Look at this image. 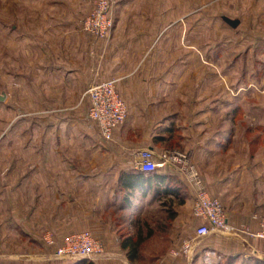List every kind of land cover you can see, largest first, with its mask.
I'll return each instance as SVG.
<instances>
[{
	"label": "crops",
	"instance_id": "crops-1",
	"mask_svg": "<svg viewBox=\"0 0 264 264\" xmlns=\"http://www.w3.org/2000/svg\"><path fill=\"white\" fill-rule=\"evenodd\" d=\"M39 1L40 8L27 10L25 29L12 28L17 31L16 49L18 44L25 47L27 73L14 70L10 88L0 87V96L6 94L0 100V242L9 237L15 242L9 248L16 249L18 226L26 240L32 241L41 226L44 239L60 243L72 233L91 230L105 245L97 264H134V258L141 256L157 258L154 264H264L260 240L211 235L195 241L198 221L192 215L191 188L184 180L181 189L174 186L173 170H159L148 183L135 167L132 153L137 148L156 153L185 150L210 196L222 201L230 222L258 228L253 215L264 214V152L241 143L242 114L251 108L242 105L239 87L233 96L224 91L221 99L207 94L203 85L177 88L183 76L178 73L179 59L185 70H192L195 61L193 41L188 40L193 13L188 5L179 10L178 0H121L112 37L99 59L98 44L82 30L89 11L66 7L63 0ZM179 16L187 20L180 42ZM96 71L103 80L117 79V90L128 107L126 121L115 130L123 146L119 151L102 141L88 119L85 91ZM35 109L47 114L41 123L42 156H35V124L15 116L3 127V110ZM220 116L222 121L217 120ZM103 151L112 156L100 160L93 156ZM84 155L90 159L81 164ZM3 157L9 164L2 165ZM166 187L173 191L163 194ZM157 188L171 199L168 206L173 210L167 222L170 229L159 233V240L167 242L159 250L144 246L148 238L142 229L118 235L106 216L114 208L146 214L150 194ZM185 242L191 243V250L175 255Z\"/></svg>",
	"mask_w": 264,
	"mask_h": 264
},
{
	"label": "rangeland",
	"instance_id": "rangeland-1",
	"mask_svg": "<svg viewBox=\"0 0 264 264\" xmlns=\"http://www.w3.org/2000/svg\"><path fill=\"white\" fill-rule=\"evenodd\" d=\"M63 1L66 7L73 6L81 12L90 11L93 6V0ZM40 4L39 0H0L1 88H10V74L14 70L19 73H27L26 50L25 47L20 48L19 44L16 49L14 36L17 31L12 28L14 25H18L21 30H24L27 10L32 9V7L40 8ZM120 4L121 0H117L115 12L117 8H120ZM185 4L188 5L189 11L192 10L193 12L188 19V40L193 41L195 61L192 70H189V68L185 70L183 59L179 57L178 73L183 75L181 78L188 75L190 78L192 76V79L180 78L177 82L178 90L197 89L203 85L204 89L207 90V94L210 91V94L221 96L225 91L226 94L233 96L234 89L239 87L242 105L251 108V110L248 109L244 112L246 115L242 114L241 143L243 146L244 144L247 146L253 144L255 148H262L261 150L264 152V0H178L179 10L181 8L185 9ZM225 18L239 21L238 26L231 28L225 22ZM178 19L177 40L180 42L185 38V23H187V20L181 16ZM180 54H182L181 50H179ZM217 56L220 57V61L216 60ZM213 76L215 79L212 78ZM221 76H224V80ZM218 77L220 79L217 80ZM204 79H208V82ZM15 116H19L18 120L27 119L35 124V156H42L41 123L45 120L47 114L36 111V109L32 113L6 112V110H3V127H5L6 122L11 121ZM224 116L226 119H230L231 114L226 113ZM222 119V116H220L217 120L222 121ZM116 147L119 148L118 151L121 148ZM113 153V156H120L116 152ZM93 156H99L100 160L103 159V156L112 155H107L103 151ZM6 158L8 157L2 158L3 166L6 163L9 164V162H6ZM89 159V155H84L81 158V164L88 162ZM245 162L247 161L242 163ZM36 163L39 164L41 161H35V167ZM55 167L56 165L51 169ZM149 200L151 206L147 208L144 215H137V213H134L135 210L114 208L108 210L106 216H108V222L113 224L116 230H119L118 235H127L131 231L133 234H137L138 230L142 229L148 238L144 246L153 245L159 250L167 243L166 240H159V233L168 231L171 227L167 224L168 218L173 213L171 205L168 206L171 199L158 194L155 196L152 193ZM158 201L165 203L163 205H166L168 209H161V205L158 206ZM17 229L16 249L15 247L9 248L10 243H15L13 240L9 241V237L0 242V263L6 264L10 260H15L18 264H25L24 262L27 260V264H76L80 261V259H56L54 257L55 248L46 244L41 226L35 230L32 241L25 239L20 226ZM25 246L29 251L26 255L24 254ZM134 259V264H154L157 258L141 256Z\"/></svg>",
	"mask_w": 264,
	"mask_h": 264
},
{
	"label": "built area",
	"instance_id": "built-area-1",
	"mask_svg": "<svg viewBox=\"0 0 264 264\" xmlns=\"http://www.w3.org/2000/svg\"><path fill=\"white\" fill-rule=\"evenodd\" d=\"M117 0H93L92 9L82 20V30L89 34L100 49L99 59L112 37L115 24V6ZM85 97L88 100V119L93 122L105 144L123 147L115 138V130L127 119L126 101L117 90V79L103 80L96 71L90 78ZM135 167L144 173L155 172L169 167L191 188L193 193L192 215L198 224L194 240L201 241L211 235L229 238H249L264 242V214H254L258 224L251 230L247 224L234 225L219 198L210 196L197 166L189 152L169 149L156 153L148 147L137 148L132 153ZM48 246L54 247V257L60 260H88L97 264L105 255V245L91 230L68 235L62 243L52 238L45 239ZM191 243L185 242L174 254H187Z\"/></svg>",
	"mask_w": 264,
	"mask_h": 264
},
{
	"label": "trees",
	"instance_id": "trees-1",
	"mask_svg": "<svg viewBox=\"0 0 264 264\" xmlns=\"http://www.w3.org/2000/svg\"><path fill=\"white\" fill-rule=\"evenodd\" d=\"M165 169H167V170H168V169H169V170H172V169H170L169 167L164 168V169H162V170H165ZM157 172H158V171H155V172H149V173L141 172L140 177L148 182V181L151 180V178H152L153 175H156V174H157ZM171 178H173L174 180H177L176 184H173L174 186L178 187L179 189H181V188L184 186V183H185V182L180 178V176H178V175L175 174L174 172L172 173ZM148 183H150V182H148ZM169 191H173V190L170 189L169 187H166V188H164L163 192H162V191H161V192H162L163 194H166V195H167L168 193H170ZM172 193H173V192H172ZM154 194H155V196H156V194L160 195V190L157 188V189L155 190ZM58 243H60V242H58ZM130 259H132V257H131ZM76 264H95V263L83 259V260H80L79 262H76Z\"/></svg>",
	"mask_w": 264,
	"mask_h": 264
},
{
	"label": "water",
	"instance_id": "water-1",
	"mask_svg": "<svg viewBox=\"0 0 264 264\" xmlns=\"http://www.w3.org/2000/svg\"><path fill=\"white\" fill-rule=\"evenodd\" d=\"M224 20L226 21V23H228L232 27H236L239 24V21H237V20H232L229 18H225ZM5 98H6L5 93L0 96V100H4Z\"/></svg>",
	"mask_w": 264,
	"mask_h": 264
}]
</instances>
